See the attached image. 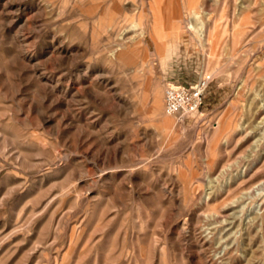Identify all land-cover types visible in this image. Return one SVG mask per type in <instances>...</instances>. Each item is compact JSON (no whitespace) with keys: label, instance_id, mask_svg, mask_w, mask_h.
<instances>
[{"label":"rangeland","instance_id":"rangeland-1","mask_svg":"<svg viewBox=\"0 0 264 264\" xmlns=\"http://www.w3.org/2000/svg\"><path fill=\"white\" fill-rule=\"evenodd\" d=\"M0 264H264V0H0Z\"/></svg>","mask_w":264,"mask_h":264},{"label":"built area","instance_id":"built-area-1","mask_svg":"<svg viewBox=\"0 0 264 264\" xmlns=\"http://www.w3.org/2000/svg\"><path fill=\"white\" fill-rule=\"evenodd\" d=\"M206 86L207 79L204 78L192 86L168 85L165 95V112L180 118L198 113L203 103Z\"/></svg>","mask_w":264,"mask_h":264},{"label":"bare ground","instance_id":"bare-ground-1","mask_svg":"<svg viewBox=\"0 0 264 264\" xmlns=\"http://www.w3.org/2000/svg\"><path fill=\"white\" fill-rule=\"evenodd\" d=\"M236 41L234 40V43H235ZM235 45H236V43H235ZM123 48L126 50V49H128L127 48V44L126 43H124L123 44ZM123 50V49H122ZM157 97H159V95L157 96ZM162 103H163V100H162V98L160 97V98H156L155 99V105L153 106V107H156V108H161L162 107ZM157 110V109H156ZM162 110V109H161ZM161 110H159V113H160V111ZM158 111V110H157ZM163 113V112H162ZM161 113V114H162ZM167 114V113H166ZM168 115V114H167ZM169 116H172V115H169Z\"/></svg>","mask_w":264,"mask_h":264}]
</instances>
